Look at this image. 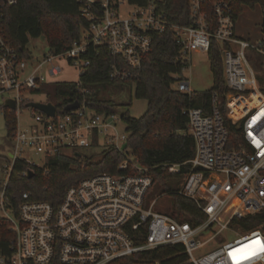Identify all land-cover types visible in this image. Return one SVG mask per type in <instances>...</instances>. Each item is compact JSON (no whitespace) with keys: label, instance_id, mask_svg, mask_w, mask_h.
<instances>
[{"label":"built area","instance_id":"built-area-1","mask_svg":"<svg viewBox=\"0 0 264 264\" xmlns=\"http://www.w3.org/2000/svg\"><path fill=\"white\" fill-rule=\"evenodd\" d=\"M79 1L80 15L88 19V26L67 51L51 52L42 60L24 55L10 41L0 2V94L14 100L16 109H9L17 113L10 132L16 141L13 162L0 191V224L7 222L14 238L11 253H0V264H173L171 260L181 253L184 262L177 264H264V251L260 250L264 245V20L262 35L251 40L237 35V19L226 0H215L211 11L204 8V0H191L188 24L169 19L163 8L165 0H129L134 10L127 17L118 14L120 0ZM169 31L186 63L193 51L209 52L212 41L220 46L229 87L226 115L242 132L238 146L229 148L230 132L218 107L217 92L212 94L210 113L205 114L200 107L186 111L196 152L188 161L190 171L173 195L196 202L204 216L199 222L154 210L158 199L151 207L145 206L152 188L150 169L128 146L122 148L128 135L118 128L119 114L93 109L85 99L88 89L80 82L91 64L86 56L90 46L105 45L129 67L137 68L151 53L155 33ZM63 59L77 68L76 84L82 96L69 104L79 101V106L69 111L57 108L52 116L32 108V113L20 120L21 106L31 101L24 94L39 90L49 77L62 73L63 67L56 60ZM43 66L48 67L47 74ZM110 75L120 79L132 73L129 68L113 65ZM174 76V87L190 95V81L180 73ZM93 144L113 146L124 153L119 172L105 171L78 180L57 206L33 199L31 192L23 194L17 209L10 203L6 185L15 162L22 159L37 165L21 155L25 147L48 158L64 154V149L75 151ZM169 168L173 173L180 171L179 164ZM28 173L22 171L23 175ZM256 215H263L258 226L240 227ZM233 232L237 237L230 239L228 234ZM218 242L211 251L197 254ZM177 245L182 247L180 252L162 255L165 247ZM245 245H251L249 252L255 253L250 258L230 255Z\"/></svg>","mask_w":264,"mask_h":264},{"label":"trees","instance_id":"trees-1","mask_svg":"<svg viewBox=\"0 0 264 264\" xmlns=\"http://www.w3.org/2000/svg\"><path fill=\"white\" fill-rule=\"evenodd\" d=\"M136 2V0H131ZM143 1V0H139ZM191 0H165L163 8L170 20L188 24L191 22ZM215 0H204L208 11H211ZM231 5L238 20L244 7L264 9V0H226ZM5 12V32L19 51L30 56L26 46L33 37L45 35L49 48L54 53L67 51L72 42L79 38L82 29L88 26L87 18L80 15L81 3L79 0H16L9 4L0 0ZM153 49L144 58L140 67H129L122 56H117L105 46H90L87 57L91 64L80 77V82L88 91L85 99L98 113L116 114L121 107L128 103H119L110 98H101L95 92L90 93L94 86L112 83L116 85H136L135 97L148 100V107L139 118L132 117L125 110L121 117L126 122L125 132L128 135V148L150 169L152 189H161L174 197L175 208L172 215L181 219L199 222L204 216L199 214L196 202L191 201L173 192L181 179L190 171L188 161L192 159L195 150V138L189 133V116L186 111L190 107H200L205 114L213 110V92L220 98L218 107L226 119L230 132L228 147H237L242 141V132L238 125L233 124L227 117L225 94L229 87L224 80V63L222 62L220 46L212 41L208 52L214 84L210 89L201 93H185L174 87L175 74H179L188 65L176 42L172 32L155 33ZM129 68L132 75L126 78H112V67ZM39 90L47 92V101L54 102L59 111L71 101L81 98L76 82L51 81L41 84ZM84 97V96H83ZM124 110V109H123ZM5 119L10 132L16 125V116L13 110L5 107ZM232 115H240L233 112ZM125 155L116 147H105L99 159H83L78 156L57 153L48 157L45 165L33 166L22 159H18L12 168L10 179L6 185L10 203L18 208L25 192H31L32 198L49 201L57 206L69 187L80 179L105 171L117 173L120 170ZM179 164L180 171L170 172L169 166ZM32 169V177L23 175L22 171ZM176 184V185H175ZM3 181H0V191ZM263 215L251 216L250 223H240L242 228L256 227ZM14 233L9 224H0V253H11V241ZM182 250L180 245L167 246L161 252L164 256H173ZM171 262H184L182 253Z\"/></svg>","mask_w":264,"mask_h":264},{"label":"rangeland","instance_id":"rangeland-1","mask_svg":"<svg viewBox=\"0 0 264 264\" xmlns=\"http://www.w3.org/2000/svg\"><path fill=\"white\" fill-rule=\"evenodd\" d=\"M132 10H134V6L129 0H120L118 14H120L121 17L129 16ZM241 11L242 12L240 13L236 23L237 35L240 37L243 36L249 38L251 40L258 39V37L262 35L263 31V10L257 6L255 9L244 7ZM26 49L32 58L34 57L38 60H42L45 55H49L52 52L49 48L48 40L44 34L39 37L31 38L26 46ZM187 59L188 65L180 73L181 77L185 78L187 81H190L191 87L195 93H201L207 89H210L213 86L214 81L208 52L193 51L188 55ZM56 62L59 63L61 67H63V72L56 77H49V80L46 83H50L51 81H62L73 85V83H75L78 79L76 75L77 68L74 67L69 61L64 59L56 60ZM43 67V72L47 74L48 67ZM135 89L136 85L130 86L125 84L120 86L107 83L94 86L90 93L95 92L96 95L101 98H110L118 101L119 103H128L127 106H122L120 109L127 110L130 116L139 118V116H141L147 109L148 100L135 97ZM24 95H26L31 101H47L48 99L47 92L44 90L28 91ZM6 97H8V95L2 96L0 94V181L6 180L9 175L8 171L10 170L11 164L13 162L12 154L15 151L16 145L15 139L10 136L8 123L5 119L4 100ZM31 113L32 108L27 107L26 104H23V106H21L19 119L24 120ZM15 116L17 117L16 112ZM109 118L111 121H113L112 117ZM117 124L120 132H125V120L121 118ZM104 149V145L93 144L88 145L87 147H80L75 151H72L71 149H64V154L70 156L78 152L83 155V159H99L102 156V151ZM21 155L24 158L30 160V162L39 166L45 165L47 160L45 154L35 153V151L29 150L27 147L24 148ZM154 200H156L153 206L154 210L172 214V211L175 208V200L172 195L164 194L161 189H157L155 187L147 193L145 206L147 208L151 207ZM228 236L230 239H234L237 237V233L233 232L228 234ZM218 245L219 242L211 244L210 246L199 250L197 254L203 255Z\"/></svg>","mask_w":264,"mask_h":264},{"label":"water","instance_id":"water-1","mask_svg":"<svg viewBox=\"0 0 264 264\" xmlns=\"http://www.w3.org/2000/svg\"><path fill=\"white\" fill-rule=\"evenodd\" d=\"M4 106L8 107L10 109H16V103L14 102V100L6 98L4 101ZM27 107H31V108H36L42 112H44L46 115L48 116H52L55 114L56 110H57V106L54 102H42V101H30L27 102L26 104ZM79 106V101H76L74 103L69 104L65 109L67 111H69V109H73ZM125 113V110L121 109L120 111H118V114L120 117H122ZM128 146V141L124 142L122 145V148H126ZM76 155L81 156V153L76 152ZM28 176L32 177L34 175V171L32 169L27 170Z\"/></svg>","mask_w":264,"mask_h":264},{"label":"snow or ice","instance_id":"snow-or-ice-1","mask_svg":"<svg viewBox=\"0 0 264 264\" xmlns=\"http://www.w3.org/2000/svg\"><path fill=\"white\" fill-rule=\"evenodd\" d=\"M256 244H260L259 241L255 242ZM251 245H245L243 248L237 249L234 253H230L234 259H248L251 255H254V252H249ZM260 250L264 251V245L260 246Z\"/></svg>","mask_w":264,"mask_h":264}]
</instances>
